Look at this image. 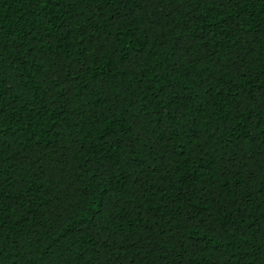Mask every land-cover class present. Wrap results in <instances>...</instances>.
<instances>
[{
	"label": "trees",
	"instance_id": "1",
	"mask_svg": "<svg viewBox=\"0 0 264 264\" xmlns=\"http://www.w3.org/2000/svg\"><path fill=\"white\" fill-rule=\"evenodd\" d=\"M116 7L0 0V264H264V0Z\"/></svg>",
	"mask_w": 264,
	"mask_h": 264
},
{
	"label": "snow or ice",
	"instance_id": "2",
	"mask_svg": "<svg viewBox=\"0 0 264 264\" xmlns=\"http://www.w3.org/2000/svg\"><path fill=\"white\" fill-rule=\"evenodd\" d=\"M37 2L40 3V4H43L44 7H47L48 3H50V2L54 3V5L56 7H59L62 4H64V3L70 2V0H37ZM79 2L82 4L83 0H79ZM104 2L107 3V4H110L111 6H113L115 8L116 12L120 11V8L116 7L117 5H119L121 7L126 5V0H104ZM165 2H166V4H170L171 0H165ZM197 2L199 3L200 6H206L207 9H208V12H212V11H215L216 6L219 5V4H223L224 5V11H227V8H228L229 5H233L234 4L235 7L240 8L241 4H245L246 5L247 3H250L251 0H197ZM139 3L141 5H143L144 0H139ZM241 11H243V9H241ZM0 31H2V28H0ZM199 39L202 40V41H205V43H207L206 36L201 35L199 37ZM180 43H181V45H183L184 43H187V41H181ZM237 71H239V69H237ZM4 82L6 83L7 81H4ZM229 92H231V89H229ZM221 94H223V93H221ZM235 107L239 111V105H236ZM261 107H264V104H261ZM141 111H143V109H141ZM153 114H155V113H153ZM237 119H239V117H237ZM161 135H163V132H161ZM173 151H175V150H173ZM105 167L106 168L107 167H111V165L106 164ZM2 175L3 174L0 173V176H2ZM6 179L10 180L11 178H6ZM30 187L31 186L29 185V190H30ZM26 198L27 197L25 196V199ZM11 201H12V197H11L10 193L7 192V190H6L5 186H4V180H0V229H3L5 222L7 220L11 219V216H9L7 214V212H5V210H4L5 209V202H7L8 211L12 210ZM117 203H118V201H111V200H109V202H108L109 206L113 207V208L116 206ZM129 207H131V205H129ZM103 211H108V208H105ZM101 214H103V213H101ZM169 224H171V221H169ZM224 230L228 231L227 228H225ZM220 239H224L223 234H221ZM0 240H3L2 232H0ZM115 243H116V241L113 240V244H115ZM120 243L126 244L127 240L126 239L121 240ZM201 243H202V241L198 240V241L192 243L190 246L193 249V251L195 252L196 250L200 249ZM180 247L182 249H184L185 251H187V248L185 247L183 242H180ZM218 251H223V249L220 248V249H218ZM3 252H4V249L2 247H0V256L3 255ZM243 259L247 260L248 257H243ZM227 264H231V261H228Z\"/></svg>",
	"mask_w": 264,
	"mask_h": 264
}]
</instances>
